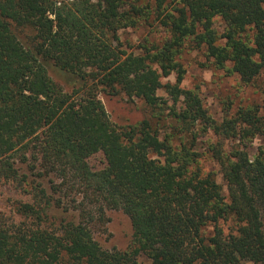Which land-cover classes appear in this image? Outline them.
<instances>
[{
	"label": "trees",
	"instance_id": "obj_1",
	"mask_svg": "<svg viewBox=\"0 0 264 264\" xmlns=\"http://www.w3.org/2000/svg\"><path fill=\"white\" fill-rule=\"evenodd\" d=\"M150 18L165 41L125 50L119 30ZM188 40L244 84L261 80L264 93V0H0V180L32 195L17 205L19 222L0 224V264H143L140 253L151 264H264V145L253 159L246 149L264 136V101L214 119L196 90L180 87ZM50 66L75 78L72 91ZM174 71L176 83L164 84ZM162 88L176 124L163 136L148 119L118 127L99 97H137L163 112ZM199 127L239 141L212 145L228 196L199 165ZM109 209L129 216L131 249L95 239Z\"/></svg>",
	"mask_w": 264,
	"mask_h": 264
},
{
	"label": "rangeland",
	"instance_id": "obj_2",
	"mask_svg": "<svg viewBox=\"0 0 264 264\" xmlns=\"http://www.w3.org/2000/svg\"><path fill=\"white\" fill-rule=\"evenodd\" d=\"M214 27L218 33H223L226 23L221 17L217 16L214 20ZM167 35V31L157 21H153L152 18L148 22L142 21L134 27H126L119 30L122 47L128 52L142 51L143 44L150 46L162 44ZM177 60L184 69V77L180 87L196 90L205 108L217 121L221 122L223 120L226 111L230 115H234L241 107L262 105L264 101L262 81H257L256 85H247L240 80L237 74L230 73L224 68L216 67L212 59L208 57L207 49L204 45L197 46L194 40H188ZM49 73L65 90L72 91L75 84V78L72 75L52 66L49 67ZM176 79L177 72L175 71L167 77H162L164 84H175ZM258 85H261V88ZM158 93L163 100H166V104H163L165 107L163 112L147 106L142 99L137 97L129 98L124 94L113 96L103 92L99 94V97L104 103L111 121L118 127L126 128L148 119L154 128L160 130L163 136L171 132L174 125H176L169 115V107L174 106V102L165 88L160 89ZM181 104L182 101H179L176 104L177 108H180ZM197 133L198 138L195 148L201 153L199 165L205 172H215L223 194L228 196L227 181L224 179L220 166L214 157L212 145L221 142L225 150H230L233 146L238 145L239 141L237 139H223L210 129L207 132H203L200 127ZM180 136L182 134L174 138L175 143L180 141L178 139ZM185 137L191 139V133L186 132L182 138L185 139ZM263 145V135L254 137L247 144L246 149L249 156L252 159L255 158ZM89 162L93 167L100 168L104 165L103 155L100 153L96 154L89 159ZM21 201H32V195L17 188L11 181L1 179L0 224L4 222H19L22 219L16 210L18 203ZM62 213L61 210L56 209L51 214L60 217L64 215ZM221 224L226 232H229L235 226V222L231 219L224 220ZM133 235L132 222L122 210H107L105 220L94 227L95 239L105 249L129 250L134 245ZM138 260L143 264L152 263L145 253H140ZM243 264L254 263L244 261Z\"/></svg>",
	"mask_w": 264,
	"mask_h": 264
},
{
	"label": "built area",
	"instance_id": "obj_3",
	"mask_svg": "<svg viewBox=\"0 0 264 264\" xmlns=\"http://www.w3.org/2000/svg\"><path fill=\"white\" fill-rule=\"evenodd\" d=\"M54 1H55L56 5H58V6H62L63 4H65V3H70V2H72L73 0H54Z\"/></svg>",
	"mask_w": 264,
	"mask_h": 264
}]
</instances>
